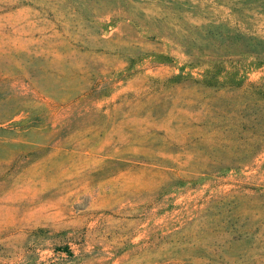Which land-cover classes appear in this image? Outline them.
I'll return each mask as SVG.
<instances>
[{
    "label": "rangeland",
    "instance_id": "obj_1",
    "mask_svg": "<svg viewBox=\"0 0 264 264\" xmlns=\"http://www.w3.org/2000/svg\"><path fill=\"white\" fill-rule=\"evenodd\" d=\"M0 264H264V0H0Z\"/></svg>",
    "mask_w": 264,
    "mask_h": 264
}]
</instances>
